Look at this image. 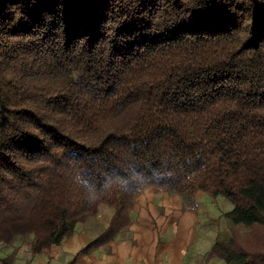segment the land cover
Segmentation results:
<instances>
[{"label":"trees","instance_id":"1","mask_svg":"<svg viewBox=\"0 0 264 264\" xmlns=\"http://www.w3.org/2000/svg\"><path fill=\"white\" fill-rule=\"evenodd\" d=\"M152 185L264 225V0H0V264L108 243Z\"/></svg>","mask_w":264,"mask_h":264},{"label":"crops","instance_id":"2","mask_svg":"<svg viewBox=\"0 0 264 264\" xmlns=\"http://www.w3.org/2000/svg\"><path fill=\"white\" fill-rule=\"evenodd\" d=\"M158 191H161L159 196L156 195ZM152 193L156 196H151ZM176 207H183V205L174 206L166 189L154 185L145 188L136 200L131 213L130 228L133 234L130 239L111 240L78 256L75 261L69 260L63 264H163V260L167 257L170 261L169 264H184L187 258H194L193 255L187 257L189 245L193 243L194 238L191 235L183 237L182 229H189L194 224L195 214L192 211H182L178 216V221L171 220L170 217L167 222V214ZM155 219L161 228L159 233L156 230L151 233L150 228L142 230L146 228L147 222L155 224ZM169 226L174 228V234H172L173 231H170ZM85 227L82 223L78 224L76 231L62 244L37 255L32 264H51L63 254L73 255L79 252L94 237L85 230ZM157 235H161L165 239H159Z\"/></svg>","mask_w":264,"mask_h":264},{"label":"rangeland","instance_id":"3","mask_svg":"<svg viewBox=\"0 0 264 264\" xmlns=\"http://www.w3.org/2000/svg\"><path fill=\"white\" fill-rule=\"evenodd\" d=\"M166 191L168 192V197L174 206L178 204L183 205V207L172 209V211L167 214V222H169L168 220L170 217L171 220L178 221V216L182 211H192L195 214L194 224L189 229H182L183 237L191 235V237L194 238L193 243L189 245L190 249L187 253V257L193 255L194 258H187V261L184 264H227V261L220 255H209L217 241L229 243L233 248H238L240 246L245 249L256 250L264 247V225L257 223L247 226L242 223H234L227 216V213L231 212L235 207V204L228 197L224 195L213 196L210 193L183 197L181 194L172 193L168 190ZM160 192L161 191L156 192V195L159 196ZM156 195L154 193L151 194V196ZM108 218V214L102 218L91 217L87 221L82 222V224L86 226L85 230L89 232V234L96 237L104 230ZM155 221V224H149V222H147L145 225L146 228H143L142 230H148L150 228L151 233H154L155 230L159 233L161 228L156 219ZM169 229L170 231H173L172 234L175 233L172 226H169ZM132 234L133 231L129 227L128 230L123 231L121 235L113 240L123 241L130 239ZM157 236L159 239H165L161 235ZM9 251H11V248ZM77 255L78 252L73 255L63 254L51 264H63L65 261L69 260L75 261L78 258ZM169 263L170 261L168 257L163 260V264Z\"/></svg>","mask_w":264,"mask_h":264}]
</instances>
